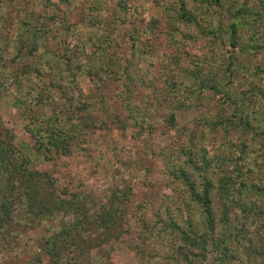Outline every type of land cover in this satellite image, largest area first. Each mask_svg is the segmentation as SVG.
<instances>
[{"label": "trees", "instance_id": "trees-1", "mask_svg": "<svg viewBox=\"0 0 264 264\" xmlns=\"http://www.w3.org/2000/svg\"><path fill=\"white\" fill-rule=\"evenodd\" d=\"M72 1L54 5L70 10ZM95 1L82 21L102 32L84 33L82 21L68 28L66 14L43 15L62 23L58 43L55 28L31 17L0 41V100L16 94L11 107L33 141L17 145L0 117V254L18 255L21 235L40 230L35 264L42 255L50 264H91L92 251L104 254L132 216L140 226L129 246L137 264H264V0H155L161 14L150 20L134 0ZM201 39L211 41L210 56L191 49ZM226 44L236 54L217 58L214 47ZM82 75L99 89L113 83L100 105L83 95L73 103ZM192 105L199 113L179 127L177 113ZM157 118L163 135L173 131L182 142L175 153L162 149V193L152 184L147 194L118 186L92 208L35 169L33 158L68 156L85 133L106 126L134 127L144 149ZM173 191L185 210L172 208Z\"/></svg>", "mask_w": 264, "mask_h": 264}, {"label": "rangeland", "instance_id": "rangeland-1", "mask_svg": "<svg viewBox=\"0 0 264 264\" xmlns=\"http://www.w3.org/2000/svg\"><path fill=\"white\" fill-rule=\"evenodd\" d=\"M54 2H57V0H0L3 14L0 17V30L2 32L0 41H6V39L9 41V38L17 36L20 32L22 21L28 17L32 18L31 22L33 24H49L48 18L55 17L58 19L66 14L68 18L65 19V26L70 28L75 23L82 21L83 15L88 14L87 8L96 1L73 0L70 10H68L66 4L61 3L57 7ZM132 5L139 10V15L147 20L161 14V9L155 4V0H134ZM61 24V22L55 21L46 26L47 28H55L54 34L57 38L52 39V43H58L60 40L59 35L63 29ZM81 24L84 26L82 29L84 33L103 31L102 27L99 26H96L95 29H90L87 27L86 21H82ZM27 37V41H30L31 32L27 34ZM72 37L77 38L78 35L74 34ZM75 38L69 40L71 43L69 44L70 48H74V44L77 43ZM191 49L196 54L207 56H210L213 51L212 43L208 39L196 41L191 45ZM214 54L217 58H221L233 56L236 51L226 44L220 48L214 47ZM48 79L46 78L44 82L48 83ZM242 80L243 75L238 72L235 76V81L240 83ZM112 84L109 80V84H103L99 89V84L95 78H88L86 75H82L78 78L77 88L73 93L74 98L72 101L77 104L82 99H88L80 98L79 95L91 96L92 98L94 97V103L100 105V97L105 99L109 97L113 90ZM231 86L235 87L234 84H231ZM4 87L10 91L12 83L7 81ZM1 94L3 95V93ZM15 95L9 94L5 99L2 98L0 100V117L4 126L14 131L17 145L27 144L32 146L33 141L24 131L26 121L11 107V100ZM112 107V109H117L118 105H112ZM227 109L229 112L232 111L230 105H227ZM104 110L110 112L109 108ZM199 110V108H195L192 105L189 109L178 112V126L181 128L187 127L199 113ZM153 123L155 124V132L152 135H146L145 138H148V144L144 149L143 145L136 139L135 133L137 129L134 127L117 130L106 126V129H94L85 133L83 142L73 146L68 156L61 157L54 162H43L41 158H33L35 169L49 172L58 188L64 189L69 193L78 194L81 199L86 201L89 207L103 203L109 193L118 186H129L134 193L147 194L150 193L149 187L152 184L159 193H162L159 182L163 169L162 155L164 153H162V149H166L170 154L175 153V146L181 145L182 142L176 140L173 131L163 135L164 124L161 119L157 118ZM138 177L143 178L145 184H141ZM167 193L171 195L172 208L177 205L184 207L181 201L182 195L178 191ZM43 233H40V230L23 233L20 237L21 246L25 245L21 250L22 252L8 257L6 254H0V264H35L36 256L32 252V248L33 245L37 244V240L42 237ZM139 234V222L136 217L131 216L129 218L128 232L123 234L118 241H113L105 246L104 254L99 255L96 250H93L91 264H137L136 254L129 246ZM41 264H50V259L42 255Z\"/></svg>", "mask_w": 264, "mask_h": 264}]
</instances>
